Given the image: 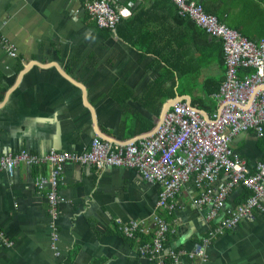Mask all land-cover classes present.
I'll list each match as a JSON object with an SVG mask.
<instances>
[{"label": "crops", "instance_id": "obj_1", "mask_svg": "<svg viewBox=\"0 0 264 264\" xmlns=\"http://www.w3.org/2000/svg\"><path fill=\"white\" fill-rule=\"evenodd\" d=\"M194 1L250 41L264 40V0ZM116 7L131 16L108 31L81 0H0V156L26 152L43 160L50 152L85 153L95 138L114 146L138 143L156 135L173 101L205 118L219 112L216 96L227 71L222 43L182 18L169 0H116ZM231 148L251 174L264 160V138L254 133L237 136ZM48 175V163L20 160L13 174L0 169V230L13 243H0V264H154L138 251L141 238H126L119 226L157 214L175 229L168 248L185 253L181 264H264V214L258 211L214 241L205 260L191 258L212 209L194 207L201 195L195 178L169 215L157 209L161 188L136 170L67 162L53 230L48 187L36 184ZM227 181L221 174L215 194ZM251 195L235 187L225 213Z\"/></svg>", "mask_w": 264, "mask_h": 264}, {"label": "built area", "instance_id": "obj_2", "mask_svg": "<svg viewBox=\"0 0 264 264\" xmlns=\"http://www.w3.org/2000/svg\"><path fill=\"white\" fill-rule=\"evenodd\" d=\"M81 1L101 29L116 31L121 22L131 16L128 8L116 7V0ZM169 1L182 18H189L222 43L227 71L226 80L216 96L220 105L217 114L208 120L190 105L178 104L166 116L155 136L138 143L114 146L95 138L85 153L50 152L43 160L28 157L26 152L16 157L7 154L0 156V169L13 174L20 160L29 165L49 164L48 178L38 176L36 184L40 189L48 187V213L53 230L61 213L58 187L63 181V168L67 162L93 165L97 170H136L147 182L161 188L157 209L169 215L177 208L176 200L182 188L195 178L201 195L195 198L194 207L201 209L210 205L212 208L207 234L199 245L204 251L201 260H205L207 248L214 241L235 230L255 211L264 214V160L256 164L255 173L251 174L245 160L231 148L233 139L241 134L254 133L258 138H264V40L250 41L239 31L220 23L194 0ZM1 41L9 55L16 57L15 47L3 38ZM240 71L249 74L240 77ZM221 174H226L228 181L215 194L213 187ZM238 186L250 190L252 195L225 213L226 198ZM222 211L221 220L211 224ZM119 229L131 240L150 236V241L141 245L138 251L148 255L154 264H179L176 249L168 248V236L174 235L175 229L161 214L152 220L121 222ZM51 238L56 241V231L52 232ZM0 243L8 247L13 245L2 230ZM168 258L174 262L170 263Z\"/></svg>", "mask_w": 264, "mask_h": 264}, {"label": "water", "instance_id": "obj_3", "mask_svg": "<svg viewBox=\"0 0 264 264\" xmlns=\"http://www.w3.org/2000/svg\"><path fill=\"white\" fill-rule=\"evenodd\" d=\"M67 82H69V83L72 82V80L70 79L69 76H67ZM180 103H182V102L173 101V102L169 105V107L166 108V111H165L164 116H163V120H164V119L166 118V116L169 114L171 108H172L173 106H176V105L180 104ZM191 107L194 108L192 105H191ZM195 109H196V108H195ZM197 111H198V110H197ZM198 112H199V111H198ZM199 113H200V112H199ZM204 118H205V117H204ZM206 119L209 120L208 117H207Z\"/></svg>", "mask_w": 264, "mask_h": 264}, {"label": "bare ground", "instance_id": "obj_4", "mask_svg": "<svg viewBox=\"0 0 264 264\" xmlns=\"http://www.w3.org/2000/svg\"><path fill=\"white\" fill-rule=\"evenodd\" d=\"M218 19V18H217ZM218 21L220 22V20L218 19ZM221 23V22H220ZM225 57V56H224ZM183 255H185V253L184 252H181V253H179L177 256H178V258L180 257V256H183ZM204 255V251L202 250V249H200V250H198L197 252H195V255H191V258L192 259H194L196 256H203ZM168 261L170 262V263H173L174 262V260L172 259V258H168ZM179 264H181L180 262H179Z\"/></svg>", "mask_w": 264, "mask_h": 264}, {"label": "trees", "instance_id": "obj_5", "mask_svg": "<svg viewBox=\"0 0 264 264\" xmlns=\"http://www.w3.org/2000/svg\"><path fill=\"white\" fill-rule=\"evenodd\" d=\"M97 25V24H96ZM104 30H107V29H104ZM109 31V30H108ZM220 90V89H219ZM2 96L0 97V100H2ZM244 188V187H243ZM245 190H247L248 192H250V190H248V189H246V188H244ZM249 195H250V193H249ZM141 238V241H142V245H144L145 243H147V242H149L150 241V239H151V237L150 236H144V235H142V237H140ZM169 242H168V247H169Z\"/></svg>", "mask_w": 264, "mask_h": 264}]
</instances>
